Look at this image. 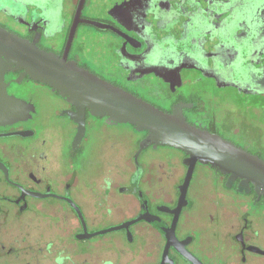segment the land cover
<instances>
[{"label":"flooded vegetation","instance_id":"obj_1","mask_svg":"<svg viewBox=\"0 0 264 264\" xmlns=\"http://www.w3.org/2000/svg\"><path fill=\"white\" fill-rule=\"evenodd\" d=\"M0 29L264 160V0H0ZM77 112L0 50V264H264V190L198 161L179 207L187 151Z\"/></svg>","mask_w":264,"mask_h":264},{"label":"water","instance_id":"obj_2","mask_svg":"<svg viewBox=\"0 0 264 264\" xmlns=\"http://www.w3.org/2000/svg\"><path fill=\"white\" fill-rule=\"evenodd\" d=\"M0 50L11 53L12 60L26 66L37 79L57 87L62 94L69 95L78 107L74 118L80 123L79 135L85 131V110L89 108L94 115L107 116L113 122L130 123L138 131H147L148 135L141 141L139 151L152 144L171 145L187 151L190 155L187 161L190 167L181 186L182 199L179 207L184 204L183 198L198 161L212 164L230 174L231 178L240 177L242 185L252 182L259 192L264 190L263 159L220 135L189 124L181 109H176L173 113L165 112L74 63L34 48L28 41L3 29H0ZM141 219L152 221L150 216L143 215L104 232L129 228ZM192 263L202 264L194 263L193 260Z\"/></svg>","mask_w":264,"mask_h":264},{"label":"rangeland","instance_id":"obj_3","mask_svg":"<svg viewBox=\"0 0 264 264\" xmlns=\"http://www.w3.org/2000/svg\"><path fill=\"white\" fill-rule=\"evenodd\" d=\"M125 132H127V133H129L130 135H133L132 133H133V131H130V130H125ZM140 134V133H139ZM141 134L138 136V137H140L141 138ZM107 223H110L109 221H107Z\"/></svg>","mask_w":264,"mask_h":264}]
</instances>
